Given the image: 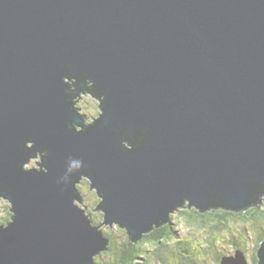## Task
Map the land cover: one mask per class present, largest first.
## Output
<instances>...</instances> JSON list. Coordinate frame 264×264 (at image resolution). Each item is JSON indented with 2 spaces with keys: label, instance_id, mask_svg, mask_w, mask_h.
Masks as SVG:
<instances>
[{
  "label": "water",
  "instance_id": "95a60500",
  "mask_svg": "<svg viewBox=\"0 0 264 264\" xmlns=\"http://www.w3.org/2000/svg\"><path fill=\"white\" fill-rule=\"evenodd\" d=\"M83 178L132 241L184 201L261 202L264 0H0V264H94Z\"/></svg>",
  "mask_w": 264,
  "mask_h": 264
},
{
  "label": "trees",
  "instance_id": "16d2710c",
  "mask_svg": "<svg viewBox=\"0 0 264 264\" xmlns=\"http://www.w3.org/2000/svg\"><path fill=\"white\" fill-rule=\"evenodd\" d=\"M82 93L94 97L92 84L87 82L85 87H83ZM100 113L96 115V118L99 117ZM80 196L81 202L85 204L84 196ZM96 196L97 194L94 190L90 204L93 208L97 207L100 202H98ZM261 199L263 201L264 197ZM257 204L238 212L221 207L210 208L205 212H201L198 209H185L179 213V216L173 217L170 215L168 222L153 226L151 230L144 233L136 241H132L126 231L119 230L121 228L117 226L116 233L108 228L100 229L102 235L108 239V244L104 251L94 257L93 262L94 264H138L137 259L144 258L147 264H205L207 261L210 262L209 256L212 255L217 256L216 259L219 262L218 264H220L222 257L229 255L226 251L221 252L222 249L225 250L229 247H227L228 242L225 241L223 233L226 231L225 229L230 221L240 220L243 223L249 221L258 223L251 228L256 234L252 233L251 229L238 228L234 232L236 233L235 235L231 233L230 243L234 245L235 250L241 251L246 257L247 244L252 238H257L258 245H256L254 251V262L257 263L258 249L264 243V202L262 203L263 205L261 204L262 209L259 208L260 204ZM6 209L9 208L7 207ZM6 209L3 216L0 214V224L2 225H7L10 222L8 220L11 214ZM251 209L255 210L250 211ZM99 216L102 218V214ZM172 219L183 221L186 231L196 232L198 230V232H202L208 227L209 231L204 232L207 233L208 238L198 240L193 236L189 238L178 237L174 224L171 222ZM92 224L96 227L99 225H96L95 221H92ZM107 252H110L108 259L104 257Z\"/></svg>",
  "mask_w": 264,
  "mask_h": 264
},
{
  "label": "rangeland",
  "instance_id": "374dc122",
  "mask_svg": "<svg viewBox=\"0 0 264 264\" xmlns=\"http://www.w3.org/2000/svg\"><path fill=\"white\" fill-rule=\"evenodd\" d=\"M95 105H96V99L93 96H89V95H86V94H78L76 96L75 102H74V107H75L76 110L95 111ZM39 160H40L39 156H37L36 158H33L30 161L29 165L26 164L25 166L27 168H33V167L39 168V166H37V164H36V163H38ZM78 189H79L80 195H82V197L84 196L83 198H84L85 204H83L80 201H76V205H78L84 211V214L87 217H89L92 221H95L96 225L99 224L97 226L98 230H100V229L104 230L105 228H108V229H111L114 233H116L117 228H116L115 224L114 225H105L104 221L99 216L100 214H102L101 211L100 210H95L96 207H94V208L91 207L90 204H91V200H92V195H93L94 189H90L89 188V184H88V181L86 179H84V178L82 179V181L78 185ZM96 199L98 200V202L100 201V198L97 197V196H96ZM263 202H264V199H263V201L261 200V202H258V204H260L259 208H261V209H262L261 204ZM7 207L10 209L11 205L6 200H4L2 197H0V214L2 216L4 214V210ZM185 209H196V208L194 206L190 205L189 201H184L182 203V205L180 207H177L175 210H173L170 213V215L173 216V217L179 216V213L182 212ZM6 210L10 214L12 213L8 209H6ZM252 210H255V209H251L250 211H252ZM8 221H11V220L9 219ZM171 222H172V224H174V229L176 230L178 237H187V238H189V237L193 236V237L197 238L198 240H200L202 238L203 239L204 238L205 239L208 238L207 233H204L205 231L208 230V227H206L205 228L206 230L205 231L203 230L202 232L201 231L198 232V230L196 232H194V231H186L185 230L186 227L183 226L184 225L183 221L177 220V219L176 220L172 219ZM257 224L258 223H253L252 221L245 222V223L241 222L240 220H234L233 222L230 221L229 224H228V227L225 229L226 231L223 229L225 231L223 233V236L226 239L225 241L228 242L227 247L228 246L229 247H228V249H225V250L222 249L221 252L226 251L228 254H232L233 250H235L234 245H232L230 243L231 237H232L231 233L236 232V230L238 228H243V229L250 230L253 225L255 226ZM119 230L124 231L125 229L121 228ZM250 231L252 233L254 232L253 229H251ZM254 233L256 234V232H254ZM235 234L236 233H234V235ZM119 244H121V243H119ZM256 245H258L257 238H255V239L252 238L250 240V242L247 244V249H246V263L247 264H258V263L254 262L255 261L254 260V251L256 249ZM109 256H110V252H107V254L104 255V257H106V258L109 257ZM216 257L217 256L210 255L209 256V258L211 259L210 262L207 261V263H205V264H218L219 262L217 261ZM137 262H138V264H147L144 258L143 259L142 258L137 259Z\"/></svg>",
  "mask_w": 264,
  "mask_h": 264
},
{
  "label": "bare ground",
  "instance_id": "6f19581e",
  "mask_svg": "<svg viewBox=\"0 0 264 264\" xmlns=\"http://www.w3.org/2000/svg\"><path fill=\"white\" fill-rule=\"evenodd\" d=\"M26 144H27L28 146H30V145H31V142H27ZM38 163H39V161H38ZM37 166H38V165H37ZM34 168H36V167H34ZM4 200H6V201L8 202L7 199H4ZM8 203H9V202H8ZM11 208H12V207H10V209H11ZM11 216H14V214L12 213Z\"/></svg>",
  "mask_w": 264,
  "mask_h": 264
},
{
  "label": "flooded vegetation",
  "instance_id": "af4514ba",
  "mask_svg": "<svg viewBox=\"0 0 264 264\" xmlns=\"http://www.w3.org/2000/svg\"><path fill=\"white\" fill-rule=\"evenodd\" d=\"M260 229L263 231V229L260 227ZM259 264V262H257Z\"/></svg>",
  "mask_w": 264,
  "mask_h": 264
}]
</instances>
